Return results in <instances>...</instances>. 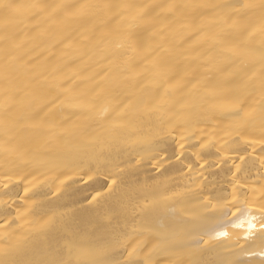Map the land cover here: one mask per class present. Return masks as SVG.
Masks as SVG:
<instances>
[{
  "label": "bare ground",
  "instance_id": "obj_1",
  "mask_svg": "<svg viewBox=\"0 0 264 264\" xmlns=\"http://www.w3.org/2000/svg\"><path fill=\"white\" fill-rule=\"evenodd\" d=\"M0 264H264V0H0Z\"/></svg>",
  "mask_w": 264,
  "mask_h": 264
}]
</instances>
